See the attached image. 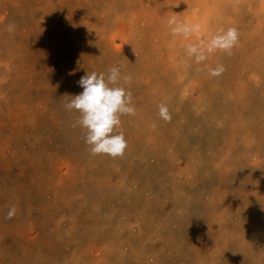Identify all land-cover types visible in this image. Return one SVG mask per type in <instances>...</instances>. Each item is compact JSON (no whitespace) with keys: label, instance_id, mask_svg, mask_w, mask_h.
I'll use <instances>...</instances> for the list:
<instances>
[{"label":"rangeland","instance_id":"1","mask_svg":"<svg viewBox=\"0 0 264 264\" xmlns=\"http://www.w3.org/2000/svg\"><path fill=\"white\" fill-rule=\"evenodd\" d=\"M118 64L127 148L93 156L64 105ZM0 264H264V0H0Z\"/></svg>","mask_w":264,"mask_h":264},{"label":"clouds","instance_id":"2","mask_svg":"<svg viewBox=\"0 0 264 264\" xmlns=\"http://www.w3.org/2000/svg\"><path fill=\"white\" fill-rule=\"evenodd\" d=\"M168 25L173 34L183 33L187 36L190 32L199 31V25L188 26L182 24L172 17L168 20ZM12 31V26H8ZM239 32L235 27L221 30L220 33L211 38L207 46L209 53L217 50L231 54L232 48L238 43ZM197 49L189 46L188 54L192 55ZM135 53V49L133 48ZM203 55L197 54V63L204 60ZM123 64H118L109 69L107 73H97L95 71L81 76L77 82L83 91L71 96V99L64 105L66 110H75L79 115L76 117L72 127H81L85 130L84 140L89 146L90 155H108L112 158L122 157L127 148V140L123 132L115 130L121 124V116H134L136 108L133 103L131 91L121 86L118 82L122 76ZM209 74L218 77L223 74L225 67L218 64L214 68L208 69ZM125 84H131V75H124ZM158 116L164 121L170 122L172 116L165 103L158 106ZM155 128V125H153ZM15 214V207L9 211V219Z\"/></svg>","mask_w":264,"mask_h":264},{"label":"bare ground","instance_id":"3","mask_svg":"<svg viewBox=\"0 0 264 264\" xmlns=\"http://www.w3.org/2000/svg\"><path fill=\"white\" fill-rule=\"evenodd\" d=\"M193 1V0H192ZM168 3V2H167ZM222 5V4H221ZM226 6V5H225ZM151 8V7H150ZM199 9V8H198ZM155 11V10H154ZM164 11V10H163ZM162 12V11H161ZM188 12V11H187ZM223 12H224V10H223ZM144 13V12H143ZM185 13V12H184ZM70 14V13H69ZM77 14V13H76ZM218 14H220V13H218ZM141 15V14H140ZM188 15V14H187ZM190 15V14H189ZM202 15V14H201ZM154 17V16H153ZM190 18V17H189ZM210 18V17H209ZM192 20V19H191ZM212 21V20H211ZM74 22V21H73ZM134 23V22H133ZM137 25H138V23H137ZM83 32V31H82ZM92 33V32H91ZM90 33V34H91ZM93 35V34H92ZM105 38H106V36H105ZM53 39V38H52ZM59 39V38H58ZM109 39V38H108ZM110 40V39H109ZM111 41V40H110ZM59 42V41H58ZM188 42V41H187ZM106 43V42H105ZM172 43V42H171ZM108 44V43H107ZM172 46V45H171ZM113 48H114V46H113ZM142 61H143V59H142ZM52 69V68H51ZM49 72V71H48ZM47 72V73H48ZM63 74V73H62ZM46 76V75H45ZM78 89V88H77ZM185 93V92H184ZM51 97V96H50ZM51 130V129H50ZM74 141V140H73ZM134 158V157H133ZM249 175V174H248ZM69 188V187H68ZM38 190V189H37ZM71 200V199H70ZM73 203V202H72ZM76 208V207H75ZM65 215V214H64ZM62 219V218H61ZM60 220V219H59ZM226 220V219H225ZM32 262V261H31Z\"/></svg>","mask_w":264,"mask_h":264}]
</instances>
